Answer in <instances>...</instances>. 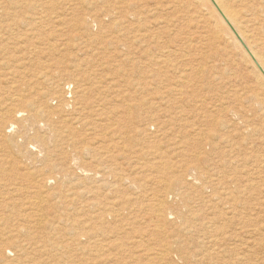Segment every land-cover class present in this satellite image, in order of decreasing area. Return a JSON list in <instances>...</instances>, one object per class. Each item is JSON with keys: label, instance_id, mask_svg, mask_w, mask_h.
<instances>
[{"label": "rangeland", "instance_id": "374dc122", "mask_svg": "<svg viewBox=\"0 0 264 264\" xmlns=\"http://www.w3.org/2000/svg\"><path fill=\"white\" fill-rule=\"evenodd\" d=\"M37 1L38 0H27L29 5L38 4L39 1ZM105 1L114 2L117 6L121 4L118 0ZM148 1L147 6H144L145 8L141 10L144 12L142 21L145 22L140 20L141 22L139 21V23L142 24L141 26H134L132 29L126 31L123 27L125 26L124 24L118 25L113 20V17L105 15V9H107V7L103 0H41V4H43L44 7L40 9L43 15H41L42 18L39 21H34L35 19L33 17L29 18L33 10H27L28 16L26 15L25 17L26 23L25 25H20L18 32H23L24 28L26 29V25L28 28L29 23L30 28H37L38 30L34 32V35H31L33 34L31 32V39L29 37L28 44L27 42L25 43L26 46L28 45L27 47L25 46V56H30L32 59L28 64H21L22 67H25L26 73L24 76L18 77V79L16 78L17 80L14 81L16 83H11V79L4 78L6 77L4 76L5 73L8 72V70L3 69L6 67V64H1L2 67H0V70H3L0 71V75L5 79H2L0 83V113L2 114L5 110L6 118L4 120L8 118V121L10 120L14 123L13 128L6 132L7 134L5 132L3 133L5 135H3L2 138L5 140H1L0 138V187L2 186V188H0V194L3 192L1 197L6 199L0 198V200L1 202L8 201L11 205L7 207L9 210L7 208H4L5 210L3 209L4 214H6L7 217L9 216V218L5 220L6 224H3L5 223L4 221H2V223L0 222V264H200V262H198V260L201 261L200 252L196 246L197 244L194 243H198L201 216H205V214H203L204 208H202L201 203V198L205 195L202 187L203 178L201 175L203 162L202 164H196L201 160L190 161V159L196 154L198 156L200 155L201 159L204 158V156L210 158L214 156L215 147L221 145L220 142H217V132L221 127L218 126L219 129L214 127L216 122H223L225 124L227 121H233V115L229 111L225 114L224 111H226V109L235 107L239 102L242 104L243 109H250L253 104V106H255L258 103L255 104L253 101H250L252 95L251 89L248 88L250 87L249 79L247 80L238 74L235 67L229 66V63L224 61L217 62L211 57H207V61H203L204 58L201 57L200 53L198 54L196 50H191L187 53L189 54V60L185 57L178 58L176 51H173L176 53H170L169 59L163 58L160 60L159 57L162 54H169L167 52L168 50H176V45L180 44L182 39L183 41L186 40L189 32L186 31V24L185 26L183 24L186 20L181 18L182 20L180 19L178 22L172 21L170 25L165 28L167 30L161 29L164 30L163 33L158 34L157 32H159L160 29L158 21L164 20L165 18H172L175 13L170 10L167 11V9L161 6L151 12H147L148 6L152 7L155 5L153 1ZM159 2L160 4H164L166 1L160 0ZM262 16H264V14H262ZM31 20L33 22H30ZM28 21L29 23H27ZM83 21L85 22L83 23ZM257 22L259 23L257 25H262V21L257 20ZM180 24L183 25V27ZM104 27H106V29ZM169 28L171 29L170 31H168ZM200 29L201 28H197L195 34H197ZM146 30L149 33H146ZM119 32H121V34ZM139 32L145 33L146 37L141 38V36H136L137 38L135 41L131 43L130 41L134 38V35ZM115 35L124 38L127 45L123 47L120 44L113 43ZM139 38L143 40L140 41ZM32 40L34 44H36L35 46ZM154 40L158 41L155 42ZM29 42H31L32 45H30L31 43ZM171 42H174V44H170ZM161 45H163V47H161ZM32 51H36V54ZM128 52L137 57L143 53L142 59L144 61L139 60L134 63L126 62L124 56ZM17 55L16 58H12L13 60L10 61L11 63L13 61L14 64H16L17 61H19L18 57L21 53ZM10 64L7 66L9 67L12 65ZM17 66L19 67V64ZM44 67L51 73H56L57 71H59L58 74L60 73V75L64 73V78L63 75L61 76L62 79L59 78L61 80V82L59 80L60 85L53 95L51 94L53 91V89L50 88L51 83H48L50 82L49 80L44 81L41 78L31 76L34 73H40L41 70L43 71ZM73 70L77 72V74L82 73L81 75H90V77H87L88 80H85L86 82H84L85 85L83 86V88L90 86V88H86L88 91L84 88L86 90H84L85 98L88 97V101H91V105H96L95 103L100 102L99 104H101V106L103 105L105 109H103L104 113L101 112L102 110L100 111L101 114L98 116L99 118L101 117L100 119L95 117L97 120L92 125H89L87 123L88 121L83 122L84 120L80 121L78 118L76 119L75 117H77L78 113L72 110L74 107V96L77 97L80 94L75 91V80L73 81V79L76 77L68 78L70 77L69 73ZM94 73L97 74L93 76L92 74ZM97 75L99 77L101 75L103 78L100 77V79ZM113 80H117L118 82H113ZM6 81L8 83H6ZM27 81H30L29 84ZM107 81L112 82L109 84ZM20 82L23 83L20 84ZM44 82L48 84H44ZM103 82L105 83L106 89H104ZM90 83L91 85H89ZM101 84L103 88H101ZM9 86L15 88L12 89ZM44 89L48 90L46 91L47 93L43 91ZM169 90L170 92L167 94L168 97L166 98L165 94ZM177 90L185 91L187 100L184 99L179 103L178 108H172L166 111L163 108L164 105L162 102L168 101L169 98V100L172 99L173 102L178 104L179 101L174 96L175 93L178 92ZM36 91H42L43 93L37 95ZM163 92L165 93L163 94ZM55 93H58L56 97H54ZM7 94H9L8 96L11 95V97L18 94V97L16 96L13 100H5L4 102L8 103L5 104L2 101L3 96L5 95L6 97ZM21 95H23V97ZM58 96L60 97L58 98ZM62 96H64L63 99L65 98L66 101L62 99ZM161 98H163L162 101H160ZM198 98L206 99L203 103H199L200 101ZM58 99L60 100L58 101ZM24 100L25 103L22 102ZM61 100L64 101V103ZM41 106L42 108L44 107V111L41 109L43 113H46L38 114V124H36L37 122L34 123L30 115L34 113V110L36 111L41 108ZM59 106H61L62 109ZM9 107H13L14 110L21 109L22 107V110H24L23 113L22 111L20 112L19 116L13 117L14 115L12 116L11 111L13 112L14 110H11V108L9 109ZM179 108H182V110H179ZM6 109L8 110L6 111ZM46 110L53 114L48 113ZM69 110L70 112L72 111V114H70ZM137 110L138 113L140 112L139 114ZM26 112H29V114H27L28 116ZM68 112L70 115H68ZM247 113H250V111H247ZM169 114L172 115V117L174 116L173 120L170 119ZM44 115L46 116L44 117ZM72 116H74L73 119L78 121H73ZM78 116L81 115L78 114ZM69 117L71 121L68 119ZM118 120L119 122H117ZM168 120L170 123H168ZM60 121H63L64 125L59 124L63 123ZM30 122H32V124ZM70 122L73 124H70ZM65 123L67 125H65ZM47 125L50 128H48ZM71 125H73L74 128L71 127ZM53 126H55L54 129L56 130L52 129ZM70 128L71 131L74 129L75 131L70 132ZM144 128H147V131L142 133ZM33 129L34 131L36 129V133L32 131ZM32 133L35 136H33ZM67 134L70 136L72 135L71 140L69 136L67 137ZM83 134L85 137H83ZM58 135L62 137L60 136L59 138ZM76 135L77 137H75ZM37 136L38 138L41 137L40 139L42 141H40ZM78 136H80V138ZM82 137L84 139H82ZM6 138L9 139V142ZM76 138H78V143ZM72 139H75L73 141L76 143L73 142ZM37 141H40V143ZM180 141L184 142L180 143ZM193 142L194 144L192 145ZM59 143L60 145H58ZM99 144L101 147L107 148L108 145L111 147V152L108 153L110 155L109 162H107L108 164L111 163L114 168H117L116 164L118 161L123 163L122 167L117 168L115 173L122 172L125 175L130 174L132 178L137 177L139 179L134 186L125 183L124 187L126 188L123 189L122 185L117 191L97 188L100 186L105 187L104 185H100L99 181L101 176L94 177L92 178L94 181H90L91 178L89 179L88 176L83 175L81 168L88 170V172L95 170V167L92 166L93 164L91 165V161H97L96 159L99 158V154H102V149L98 146ZM73 146L77 148H75L74 151ZM47 147L48 149H46ZM222 147L228 149V146H224V144H222ZM49 149L51 151H49ZM71 149L72 152L70 151ZM97 149L99 151H97ZM147 149L148 151L157 152V154L153 153V156L145 155L146 152L144 151H147ZM116 153L118 154V161L112 160L113 155H116ZM67 155H70L69 158ZM49 160L51 162H49ZM56 164L58 166H56ZM80 165L81 168H79ZM89 168L91 170H89ZM196 172L200 175H195ZM1 175L3 178L6 177L3 179ZM47 176L50 180H46ZM7 177L11 180L9 179L7 181ZM176 177H179L181 182L175 183V185L172 186L170 183L174 182ZM157 180L160 181L157 182ZM165 180L170 186L166 185ZM2 181L4 182L2 183ZM43 181L46 184H43ZM79 181H82L81 184H79ZM96 183L99 184L96 185ZM3 185H5V187ZM94 186H96L95 188L98 191L95 194L92 193L94 190L90 189L94 188ZM3 187L5 189H3ZM187 187H189V189ZM179 189L181 192H178ZM8 191H10L12 195L8 193ZM158 191H161L164 195L167 200V209L170 208L169 211L171 213L169 214L173 215L170 216L167 214L166 217H168V221H162L163 224L162 222L157 223L153 208L150 207V204L154 202L153 195H157L156 193ZM166 191L169 194H165ZM42 192L43 194H41ZM142 192L145 193L142 194ZM181 193L182 195H180ZM6 195H8V197ZM103 195H105V198ZM129 196L131 197L130 206L133 210H131L130 207L129 209L120 210L121 214L124 213V216L122 215V217L119 218L120 223L114 219L107 218L101 221L98 218L100 206L103 204L104 200H106L104 202L110 201V203L113 201L118 206V202L121 205L127 204L128 201H126V199L129 198ZM256 196L257 195H255L256 200L254 201L252 199L253 202L251 201L252 206L249 212L251 211L250 215L254 216L252 218H255V223L259 224L261 222L259 225H262V227L259 230L256 226L254 231L249 228V234H244L242 239L243 241L244 239H246L245 241H247V239L250 241L249 247L244 248L246 249L245 252L248 253L245 254V257L250 260L256 259L255 261L252 260V262L249 260V262L251 264H264V247H259V250H250V247L253 246L252 243L259 244L260 241L264 242V238H262L264 236V223H262L264 221V211H262L263 213L261 212V210H264V203H261L260 198ZM43 198L44 200L41 203ZM134 200L135 202L137 201V203H135ZM179 200L181 202H179ZM13 202L15 205L12 204ZM138 203L141 206H138ZM92 204L94 206L96 205L95 207L97 209L94 206L92 207ZM51 205H53V207ZM132 205L136 208L132 207ZM255 205L261 207L258 208ZM42 206L43 209H41V211L38 210L42 208ZM136 211L139 213H136ZM57 212L64 213L61 214V220H57L55 216ZM192 212L194 213L192 214ZM21 216H23V218ZM27 218L29 221H26ZM51 218H54V220ZM31 220L33 221L31 222ZM17 226L22 232H15ZM22 227L25 229L23 230ZM71 229L73 230L71 231ZM101 230L103 232L99 234ZM68 233H73L79 237H71ZM150 234L151 236H149ZM11 236L14 237L13 239L16 241L18 247L13 248L10 246L12 241L8 239ZM242 239L239 240L241 242L238 241L240 244L243 243ZM121 243L123 244L121 245ZM189 246H191V248ZM7 247H10L9 249L11 252H6L2 255V251ZM163 249L166 250L164 251ZM244 249L240 251H244ZM248 249L250 252L247 251ZM252 251L254 253H252ZM260 252L262 254H260ZM159 253H161V255H159ZM185 259L188 260V262Z\"/></svg>", "mask_w": 264, "mask_h": 264}, {"label": "bare ground", "instance_id": "6f19581e", "mask_svg": "<svg viewBox=\"0 0 264 264\" xmlns=\"http://www.w3.org/2000/svg\"><path fill=\"white\" fill-rule=\"evenodd\" d=\"M39 1V2H38ZM38 4H33V5H29L27 0H0V67H2L1 64H6L3 69L8 70L7 73H5L4 77L5 79H11V83H16L14 81H16L18 79V77H22L24 76V74L26 73L25 71V67H22L21 64H28L31 62V57L28 56L26 57L25 54V49L26 47V42L28 44V38L30 37L31 39V35H34V32L37 31L38 29H32L29 27L30 23L29 21L27 23H29L28 28L26 25V29L24 28L23 32H18L20 25H25L26 23V15L28 14L27 10H33L30 14L31 17L29 18H34V21H39L42 17L41 15H43V12L40 10L42 9L44 6L43 4H41V0H38ZM84 1V0H83ZM104 1L105 6L107 7L105 15L107 16H111L113 17V20L115 21V23H117L118 25H125L123 26L125 31L126 30H130L132 29L134 26L138 25H142L139 23V21H142V15H143V11H141L143 8H145L144 6H147V3L149 2L148 0H118L119 6L115 5L114 2L111 3L110 1ZM154 2V6H148L147 8V12H151L153 10H155L157 7H164L165 9L172 11L173 13H175L172 18H165L164 20H159L158 24H160V29L159 32H157L158 34L163 33L164 30L161 29H165L167 28L170 23L172 21H177L180 20L181 18L186 20L184 24H186L187 26V30L189 32L188 36L186 37V40L183 41L177 46L176 50H168L167 52L169 54L167 55H161L159 57V59H169L170 53H176L177 52V56L178 58H186L189 60V51L191 50H196L197 53L201 55V57H203V61H207V57H211L213 58L215 61H224L226 63H229V66H234L237 73L240 74L241 76H243L244 78H246L249 81V89H251V95L252 97L250 98V101H253L255 104L258 103L257 105L253 106L250 109H243L242 104L239 102L238 105H236L235 107H230L228 109H226L225 114L227 111H229L232 115H233V121H227L225 124L219 123L218 121L216 122L215 126L216 128H218V126H220L221 128L218 130V136H217V142H220L221 145L215 147V151H214V156L213 157H206L204 156V158L201 159L200 155L198 156L197 154L193 156V158L190 159V161L192 160H201L199 163L197 162L196 164H202L203 162V166L201 167V175H202V187L203 190L205 192V195L202 199V208H204V212L203 214H205V216H201V222L199 224V230H200V237L199 240H197L198 243H194L197 244V248L200 252V260H198V262H200V264H251L250 262L255 261L254 259L250 260L249 258L245 257V254H248L245 252L246 249H244L245 247H249V243L250 241L247 239V241H245L246 239H244L243 241V235L244 234H249V228L252 229V231H254L256 229V226L258 227V229L260 230L262 225H259L258 223H255V218L253 219L250 215L249 209L252 206V199L255 201V195L258 196V198H260L261 203H264V16H262V14H264V0H165L166 2L164 4H160V0H150ZM83 4V3H81ZM102 4V2H101ZM50 5V4H49ZM159 5V6H158ZM96 6V4H95ZM163 8V9H164ZM157 11V10H156ZM100 12V11H99ZM97 14V13H95ZM28 16V15H27ZM169 16V15H168ZM167 16V17H168ZM83 17V16H82ZM171 17V16H170ZM80 18V17H79ZM85 18V17H84ZM82 19V18H81ZM181 19V20H182ZM93 20V19H92ZM99 20V19H98ZM155 20V18H154ZM257 20L262 21V25H257L259 24L257 22ZM82 21V20H80ZM140 21V22H141ZM151 21V20H150ZM30 22H33L32 20ZM85 21H83L84 23ZM138 22V23H137ZM145 22V21H142ZM152 22V21H151ZM35 23V22H34ZM79 23V22H78ZM87 23V22H86ZM112 23V21H111ZM127 23V24H126ZM156 23V22H155ZM175 24V23H174ZM173 24V25H174ZM80 25V24H79ZM83 25V24H82ZM156 25V24H155ZM172 25V24H171ZM178 25V24H177ZM181 25V24H180ZM34 26V25H33ZM154 26V25H153ZM158 26V25H157ZM175 26V25H174ZM183 27V25H181ZM87 27V26H86ZM136 27V28H137ZM152 27V26H151ZM106 29V27H104ZM117 28V27H116ZM127 28V29H126ZM143 28V27H142ZM158 28V27H157ZM186 28V27H185ZM197 28H201L199 32H197V34H195V30ZM120 29V28H119ZM145 30V29H144ZM157 30V29H156ZM167 30V29H165ZM171 29L169 28L168 31H170ZM174 30V29H173ZM184 30V29H183ZM104 31V30H103ZM118 31V30H117ZM136 31V30H135ZM141 31V30H140ZM147 31V30H146ZM179 31L181 32V30L179 29ZM31 32L33 34H31ZM108 32V31H107ZM155 32V31H153ZM178 32V30H177ZM38 33V32H36ZM121 34V32H119ZM136 33V32H135ZM146 33H149L148 31ZM31 34V35H30ZM39 34V33H38ZM119 34V35H120ZM170 34V33H169ZM119 35H115L113 39L114 42L116 44H120L123 47L126 46V42L124 41V38H120L118 37ZM133 35V34H132ZM176 35V33H175ZM136 36H141V38H145V33H138L134 35V38L132 36V40L130 41L131 43H133L135 41V39L137 38ZM156 36V35H154ZM35 38H38L36 36H34ZM149 37V36H148ZM158 37V36H156ZM150 38V37H149ZM175 38V37H174ZM179 38V37H178ZM153 39V38H152ZM33 40L35 41V39L33 38ZM32 40V43L34 44ZM99 40V39H98ZM127 40V39H126ZM140 40V38H139ZM143 40V39H141ZM140 40V41H141ZM149 40V39H148ZM177 40V39H176ZM128 41V40H127ZM147 41V40H146ZM145 41V42H146ZM150 41V40H149ZM155 41V40H154ZM158 41V40H157ZM155 41V42H157ZM112 42V41H111ZM143 42V43H145ZM160 42V41H159ZM175 42V40H174ZM174 42H171L170 44H174ZM179 42V41H178ZM31 43V42H29ZM32 43L30 45H32ZM85 43V42H84ZM104 43V42H103ZM109 43V42H108ZM115 44V45H116ZM36 44H34L35 46ZM26 46V47H25ZM85 46V45H84ZM112 46V45H111ZM114 46V45H113ZM157 46V45H156ZM129 47V45H128ZM127 47V49H128ZM161 47H163V45H161ZM112 48V47H111ZM114 48V47H113ZM147 48V47H146ZM117 49V48H116ZM120 49V48H119ZM131 49V48H130ZM133 49V48H132ZM160 49V48H158ZM163 49V48H162ZM169 49V48H168ZM125 50V49H124ZM129 50V49H128ZM27 51V50H26ZM126 51V50H125ZM124 51V52H125ZM147 51V50H146ZM144 51V52H146ZM176 51V52H173ZM185 51V52H183ZM33 52V51H32ZM40 52V51H39ZM114 52V51H113ZM117 52V51H116ZM132 52V51H131ZM142 52V51H141ZM166 52V51H165ZM21 53V55H19V61H17V63L19 64V67L17 66L18 64H14V62L12 61V63L10 62L11 60H13L12 58H16V56H18L17 54ZM36 54V51L33 52ZM38 53V51H37ZM41 53V52H40ZM121 53V52H120ZM164 53V50H163ZM141 54V53H140ZM146 54V53H145ZM142 55L140 56H135L134 54H130L129 52L125 54L124 59H126V62H130V63H134L135 61H139V60H143L142 59ZM112 56V55H111ZM146 56V55H145ZM144 57V56H143ZM123 59V58H122ZM150 60V59H148ZM175 60V59H174ZM16 61V60H15ZM144 61V60H143ZM152 61V60H151ZM156 61V60H155ZM2 62V63H1ZM142 62V61H141ZM140 62V63H141ZM146 62V61H145ZM12 65H11V64ZM11 65V66H7V65ZM151 65V64H150ZM175 65V64H174ZM76 67V65H75ZM76 70V69H75ZM80 70V67H79ZM78 70V71H79ZM83 70V68H82ZM0 71H3L2 69ZM40 71V70H39ZM52 71V70H51ZM37 72V71H36ZM59 71H57L56 73H51L50 71H47L46 67H44V70L40 71V73H34L31 76L36 77V78H41L42 80H49L51 83L50 88L53 89L52 91V95L55 91H57L60 82L62 79L61 76L63 75L64 78V73L62 75H60V73L58 74ZM69 72V71H68ZM81 72V71H80ZM3 74V73H2ZM82 74V73H81ZM77 74V72H75L74 70L71 71L69 73L68 78L71 77H76L75 79H73V81L75 80L74 84H75V91L76 93H80L77 97L74 96L75 98L73 99V105H69L72 108L73 111L77 112L79 115L77 114V117H75L76 119L78 118L80 121L84 120L83 122H87L89 125H92L97 119L95 117H97L98 119H100L98 116L101 114V112L104 113L103 111V105L101 106V104L99 103H95L96 105H91V101H88V97L85 98V91L87 90L86 88H90V86H87L85 89L83 88V86L85 85L84 82H86L88 79L87 77H90V75L88 74ZM91 74V73H90ZM97 74L94 73L92 74L93 76ZM87 75V76H86ZM106 76V75H105ZM122 76V75H121ZM97 77H99L97 75ZM100 77H102L100 75ZM99 77V78H100ZM2 78V75H0V83L1 80L4 79ZM17 78V79H16ZM30 78V77H29ZM60 78V79H59ZM94 78V77H91ZM98 78V79H99ZM103 78V77H102ZM117 78V77H116ZM4 79V80H5ZM31 79V78H30ZM29 79V80H30ZM55 79V80H52ZM71 79V80H72ZM101 79V78H100ZM108 79V78H106ZM105 79V82H106ZM114 79V78H113ZM120 79V78H119ZM28 80V79H27ZM60 80V82H59ZM70 80V79H69ZM86 80V81H85ZM92 80V79H89ZM112 80V79H111ZM118 80V79H117ZM113 80V82H118V81ZM30 82V81H29ZM29 82L27 81V83L29 84ZM43 82V81H42ZM41 82V84H42ZM98 82V81H96ZM108 82V81H107ZM109 81L108 83L110 84ZM5 83V82H4ZM6 83H8L6 81ZM23 83V82H22ZM20 82V84H22ZM26 83V82H25ZM40 83V82H39ZM45 83L44 84H48ZM89 83V82H88ZM95 83V82H93ZM104 83V82H103ZM107 83V84H108ZM19 84V83H18ZM19 84V85H20ZM27 84V85H28ZM98 84V83H97ZM116 84V83H115ZM119 84V83H118ZM12 86L14 84H11ZM16 85V86H19ZM38 85V84H36ZM91 85V83L89 84ZM96 85V84H95ZM100 85V83H99ZM102 85V84H101ZM117 85V84H116ZM12 86H9L12 88ZM15 86V85H14ZM41 86V85H40ZM39 86V87H40ZM93 86V85H92ZM3 87V86H2ZM22 87V86H20ZM19 87V89H20ZM25 87V86H24ZM33 87V86H32ZM31 87V88H32ZM37 87V88H39ZM61 87V86H60ZM1 88V87H0ZM8 88V85H7ZM15 87H13L12 89H14ZM45 88V87H44ZM48 88V87H47ZM103 88V85L102 87ZM40 89V88H39ZM46 89V88H45ZM43 90V91H48V90ZM104 89L105 88V83H104ZM115 89V88H114ZM11 90V89H10ZM61 90V89H59ZM85 90V91H84ZM116 90V89H115ZM172 90V89H170ZM170 90L165 94L166 98L168 97V93L170 92ZM176 90V89H175ZM183 90V89H182ZM18 91V90H17ZM38 91V90H37ZM36 91V92H37ZM88 91V90H87ZM109 91V89H108ZM107 91V92H108ZM178 92L175 93V98L178 99V104H176L175 102H173L172 99L168 101H163L162 104L164 105V109L167 110H171L172 108H178L179 107V103H181L184 99L187 100L186 97V93L185 91H181V90H177ZM9 92V91H8ZM35 92V93H36ZM60 92V91H59ZM106 92V91H105ZM113 92V91H112ZM41 93H43L42 91L37 92V95H41ZM47 93V92H46ZM75 93V92H74ZM109 93V92H108ZM165 92H163L164 94ZM5 94V93H4ZM50 94V93H49ZM50 94V96H51ZM58 93L54 94V97H56ZM3 95V94H2ZM9 94H7V96L5 97V95L3 96V101L5 100H13V98H15L16 96L18 97V94L15 96H8ZM44 95V94H43ZM63 95V94H62ZM208 95V94H207ZM23 97V95H21ZM61 96V95H60ZM58 96V98L60 97ZM202 96V95H201ZM64 96H62L63 99ZM73 97V96H72ZM197 97V94H196ZM41 98V97H40ZM199 99V98H198ZM206 99V98H205ZM205 99H199V103H203L205 101ZM22 100V99H21ZM20 100V102H21ZM60 99H58L59 101ZM65 100V98L63 99ZM68 100V99H67ZM163 98H161L160 101H162ZM39 101V100H38ZM62 101V100H61ZM60 101V102H61ZM66 101V100H65ZM72 101V100H71ZM103 101V100H102ZM109 101V100H108ZM23 103H25V100L22 101ZM64 103V101H62ZM96 102V101H95ZM5 103V102H4ZM10 103V102H9ZM22 103V105H23ZM29 103V102H28ZM27 103V104H28ZM68 103V102H67ZM94 103V102H93ZM208 103V102H207ZM211 103V102H210ZM5 104H8L7 102ZM32 104V103H31ZM60 104V103H58ZM104 104V102H103ZM205 104V103H204ZM30 105V104H29ZM36 105V104H34ZM42 105V104H41ZM12 106V105H11ZM47 106V105H46ZM65 106V105H64ZM101 106V107H100ZM27 107V105H26ZM34 107V106H33ZM61 108V106H59ZM11 108V110L13 109V107H9V109ZM24 108V105H23ZM44 108V107H43ZM43 108L41 106V108H39L38 110H34V113L30 115V118L32 121L37 122V117L38 114H44L46 112L43 113ZM43 111H42V110ZM46 109V107H45ZM53 109V108H51ZM58 109V108H57ZM62 109V108H61ZM60 109V110H61ZM184 109V108H183ZM8 109H6L7 111ZM14 110V109H13ZM24 110V109H23ZM22 107L21 109H15L13 112L11 111V114L13 117L19 116L20 112L22 111ZM50 110V109H49ZM56 110V108H55ZM105 110V109H104ZM114 110V109H113ZM179 110H182V108ZM26 111V109H25ZM24 111V112H25ZM47 111V110H46ZM52 111V110H51ZM62 111V110H61ZM65 111V110H64ZM177 111V110H176ZM247 111H250V113H247ZM9 112V111H8ZM48 113H51L50 111H47ZM63 112V111H62ZM70 112V110H69ZM68 115L72 114V111L70 112ZM112 112V111H111ZM59 113V112H58ZM81 113V114H80ZM102 113V114H103ZM138 113V110H137ZM140 113V112H139ZM138 113V114H139ZM174 113V112H173ZM176 113V112H175ZM181 113V112H180ZM183 113V112H182ZM5 110L4 112L1 114L0 113V138L1 140L3 139L2 136L5 135L3 134L4 132H8V130L13 128V121H8V118L6 120H4L5 117ZM29 114V112H26V115ZM53 114V113H51ZM55 114V113H54ZM57 114V113H56ZM111 114V113H110ZM118 114V113H117ZM116 114V115H117ZM50 115V114H49ZM67 115V116H68ZM75 115V114H74ZM119 115V114H118ZM170 115V114H169ZM179 115V114H178ZM177 115V116H178ZM10 116V115H9ZM11 116V117H12ZM28 116V115H27ZM46 115H44L45 117ZM55 116V115H53ZM52 116V117H53ZM61 116V115H60ZM59 116V117H60ZM64 116V115H62ZM109 116V115H108ZM122 116V115H121ZM8 117V116H7ZM25 117V116H24ZM74 116H72V120L74 121H78L76 119H73ZM111 117V116H110ZM109 117V118H110ZM176 117V116H175ZM10 119V117H9ZM15 119V118H13ZM26 119V117H25ZM24 119V120H25ZM45 119V118H44ZM43 119V120H44ZM51 119V118H49ZM64 119V118H61ZM70 120V117L68 118ZM67 119V120H68ZM113 119V118H112ZM120 119V118H118ZM170 119L173 120L174 116L172 117V115H170ZM227 119V118H226ZM232 119V118H231ZM12 120V119H11ZM20 120V119H19ZM30 120V121H31ZM115 120V118H114ZM71 121V120H70ZM169 121V120H168ZM22 122V119H21ZM29 122V120H28ZM48 122V121H47ZM46 122V123H47ZM63 122V121H60ZM119 122V120L117 121ZM16 123V122H15ZM32 124V122H30ZM52 123V122H51ZM55 123V122H54ZM72 122H70L71 124ZM170 123V121L168 122ZM38 124V122L36 123ZM59 124H63V123H59ZM58 124V125H59ZM73 124V123H72ZM54 125V124H53ZM60 125V126H61ZM65 125H67L65 123ZM32 126V125H30ZM48 126V125H47ZM46 126V127H47ZM56 126V125H55ZM52 127V129H54V127ZM58 126V127H60ZM84 126V124H83ZM88 126V125H87ZM95 126V125H94ZM119 126V125H118ZM57 127V126H56ZM71 127L74 128L73 125H71ZM231 127V128H230ZM36 128V127H35ZM48 128H50L48 126ZM47 128V129H48ZM215 128V129H216ZM230 128V129H229ZM51 129V130H52ZM60 129V128H59ZM65 129V128H64ZM63 129V130H64ZM67 129V127H66ZM170 129V128H169ZM50 130V131H51ZM56 130V129H54ZM52 130V131H54ZM171 130V129H170ZM34 133H36V129L34 131V129L32 130ZM67 131V130H66ZM70 132L75 131V129L73 131H71V128L69 129ZM147 128H144L143 132H146ZM24 132V131H23ZM57 132V131H56ZM165 132V131H164ZM198 132V131H197ZM214 132V131H213ZM61 133V132H60ZM59 133V134H60ZM64 133V131H63ZM81 133V132H80ZM79 133V134H80ZM185 133V132H184ZM201 133V132H200ZM211 133V132H210ZM7 134V133H6ZM10 134V133H9ZM50 134V133H49ZM69 134V133H68ZM70 140L72 135H68ZM74 134V133H72ZM77 134V133H76ZM147 134V133H145ZM164 134V133H163ZM205 134V132H204ZM25 135V134H24ZM33 135V133H32ZM62 135V134H61ZM60 135V136H61ZM105 135V134H104ZM190 135V134H189ZM193 135V134H192ZM211 135V134H210ZM8 136V135H7ZM35 136V135H33ZM59 136V135H58ZM59 136V138H60ZM81 136V135H80ZM80 136H78L80 138ZM196 136V135H194ZM204 136V135H203ZM202 136V137H203ZM56 137V135H55ZM62 137V136H61ZM77 137V135L75 136ZM83 137H85V135L83 134ZM82 137V139H84ZM205 137V136H204ZM5 138V137H4ZM38 138V136H37ZM41 138V137H40ZM38 138V139H40ZM65 138V136H64ZM74 138V137H73ZM147 138V137H146ZM184 138V137H183ZM195 138V137H194ZM7 141L9 142V139L6 138ZM36 139V138H35ZM37 139V140H38ZM43 139V138H42ZM68 139V138H67ZM66 139V140H67ZM196 139V138H195ZM202 139V138H200ZM204 139V138H203ZM5 140V139H3ZM69 140V141H70ZM75 139H72V141ZM78 140V138H76V141ZM80 140V139H79ZM177 140V139H176ZM175 140V141H176ZM11 141V140H10ZM40 141H42L40 139ZM40 141H37L40 143ZM60 141V140H58ZM63 141V140H62ZM65 141V140H64ZM185 141V140H184ZM184 141H180L184 142ZM187 141V140H186ZM4 142V141H3ZM68 142V141H67ZM75 142V141H73ZM79 141H77L78 143ZM101 142V141H100ZM189 142V141H188ZM192 142V141H191ZM197 142V141H194ZM194 142L192 143V145L194 144ZM216 142V143H217ZM69 143V142H68ZM72 143V142H71ZM76 143V142H75ZM5 144V143H4ZM43 144V143H42ZM41 144V145H42ZM45 144V143H44ZM191 144V143H190ZM222 144H224V146H228V149H224L222 147ZM60 145V143L58 144ZM65 145V144H62ZM71 145V144H70ZM178 145V143H177ZM176 145V146H177ZM181 145V144H180ZM191 145V146H192ZM200 145V144H199ZM101 149H102V154H99V158H97V161H91V165L93 167H95V170L92 171L90 168L89 170H91V172L89 173L88 170L86 169H82L81 165L79 168H81V171L83 172L84 176H88L89 179L91 178L90 181H94L92 180V178L94 177H99L100 178V185H104L105 187H97V188H103V189H112L117 191L119 189V187H121L123 185V189H125L126 187H124L125 183H128L129 185H135L136 182L139 181V179L137 177L132 178L130 174L125 175L122 172H118L115 173L117 168H121L123 163L119 162L118 160V154L116 153V155H113V159L114 161H118L117 168H114L112 166V164H108L107 162H109V157L110 155L108 154L109 152H111L110 150V146L108 145V147H101L100 144L98 145ZM179 146V145H178ZM182 146V145H181ZM198 146V145H197ZM7 147V146H6ZM55 147V146H54ZM57 147V146H56ZM68 147V146H67ZM74 147V146H73ZM174 147V146H173ZM172 147V148H173ZM185 147V146H183ZM182 147V148H183ZM195 147V146H194ZM44 148V147H43ZM71 148V146H70ZM69 148V149H70ZM76 148V146L73 148ZM95 148V147H94ZM97 148V146H96ZM187 148V147H186ZM48 149V147L46 148ZM51 149V148H50ZM49 149V151H51ZM58 149V148H57ZM77 149V148H76ZM196 149V148H195ZM54 150V149H52ZM150 150V149H149ZM170 150V149H169ZM178 150V149H177ZM182 150V149H181ZM48 151V150H47ZM55 151V150H54ZM72 152V149L70 150ZM97 151H99L97 149ZM141 151V149H140ZM143 151V150H142ZM184 151V149H183ZM188 151V150H187ZM193 151V150H192ZM198 151V150H197ZM200 151V150H199ZM45 152V149H44ZM66 152V151H64ZM78 152V150H77ZM76 152V153H77ZM144 152L145 155H152L153 153L157 154V152L154 151H147L145 150ZM176 152V151H175ZM179 152V151H178ZM177 152V153H178ZM182 152V151H181ZM185 152V151H184ZM196 152V151H195ZM48 153V152H47ZM46 153V154H47ZM68 153V152H66ZM144 154V153H143ZM182 154V153H181ZM194 154V153H192ZM212 154V153H211ZM184 155V154H183ZM190 155V154H189ZM41 156V155H40ZM46 156V155H45ZM50 156V155H49ZM68 156V155H67ZM70 156V155H69ZM68 156V158H69ZM191 156V155H190ZM202 156V155H201ZM48 157V156H47ZM46 158V157H45ZM121 158V157H120ZM187 158V157H185ZM44 159V158H43ZM47 159V158H46ZM44 159V160H46ZM49 159V158H48ZM42 160V161H44ZM67 160V158H66ZM47 161V160H46ZM44 161V162H46ZM64 161V159H63ZM166 161V160H165ZM163 161V162H165ZM49 162H51L49 160ZM48 162V163H49ZM65 163V162H64ZM51 164V163H50ZM168 164V163H167ZM192 164V162H191ZM37 165V164H36ZM47 165V164H45ZM52 165V164H51ZM55 165V164H53ZM78 165V164H77ZM166 165V164H165ZM190 165V163H189ZM28 166V165H27ZM56 166H58L56 164ZM60 166V165H59ZM193 166V164H192ZM63 167V166H62ZM61 167V168H62ZM194 167V166H193ZM196 167V165H195ZM60 168V167H59ZM74 168V167H73ZM191 168V167H190ZM49 169V168H48ZM51 169V168H50ZM101 169V170H99ZM192 170V169H191ZM1 171V170H0ZM3 171V170H2ZM195 171V170H194ZM199 172V170H198ZM3 175V174H2ZM1 175V178H3ZM195 175H198V173L196 172ZM200 175V174H199ZM198 175V176H199ZM5 176V175H4ZM6 177V176H5ZM4 177V178H5ZM195 177V176H194ZM3 178V179H4ZM8 178V177H7ZM6 178V179H7ZM45 178V177H44ZM85 178V177H84ZM111 178V179H110ZM199 178V177H198ZM201 178V177H200ZM10 178L7 179V181ZM41 179V178H40ZM80 179V178H79ZM86 179V178H85ZM88 179V178H87ZM1 180V179H0ZM11 180V179H10ZM46 180H50L47 176ZM44 180V181H46ZM81 180V179H80ZM155 180V179H154ZM161 180V179H160ZM160 180H157V182H159ZM197 180V179H196ZM5 181V180H4ZM2 181V183L4 182ZM39 181V180H38ZM43 181V184L45 183ZM87 181V180H86ZM89 181V180H88ZM148 181V180H147ZM166 181V180H165ZM164 181V184H165ZM6 182V181H5ZM10 182V181H9ZM7 182V183H9ZM40 182V181H39ZM38 182V183H39ZM80 182V181H79ZM82 182V181H81ZM81 182L79 184H81ZM84 182V181H83ZM163 182V180H162ZM181 182V180L179 179V177H176V179L174 180V182H171L170 184L175 185V183ZM12 183V182H11ZM36 183V182H35ZM34 183V184H35ZM41 183V182H40ZM78 183V182H77ZM13 184V183H12ZM11 184V185H12ZM33 184V185H34ZM46 184V183H45ZM95 184V182H94ZM99 183H96V185ZM142 184V183H140ZM161 184V183H160ZM167 184L166 181V185ZM187 184V183H186ZM194 184V183H193ZM8 185V184H7ZM14 185V184H13ZM37 185V184H36ZM91 185V184H90ZM127 185V184H126ZM143 186H145L144 184H142ZM139 185V186H142ZM147 185V184H146ZM177 185V184H176ZM184 185V184H183ZM182 185V186H183ZM5 187V185H3ZM9 186V185H8ZM7 186V187H8ZM3 187V189H5ZM33 187V186H32ZM31 187V188H32ZM35 187V186H34ZM93 187V186H90ZM96 186H94V188H90L93 194H95L96 192H98L95 188ZM138 187V186H137ZM2 188V186L0 187ZM9 188V187H8ZM7 188V189H8ZM37 188V187H35ZM176 188V187H175ZM183 188V187H182ZM189 189V187H187ZM2 189V190H3ZM122 189V190H123ZM133 189V188H131ZM137 189V188H136ZM140 189V187H139ZM145 189V188H144ZM142 189V190H144ZM196 189V188H195ZM1 190V192H2ZM18 190V189H17ZM134 190V189H133ZM141 190V191H142ZM7 191V190H6ZM126 191V190H123ZM140 191V192H141ZM183 191V190H182ZM191 191V190H189ZM193 191V188H192ZM197 191V190H196ZM17 192V191H14ZM40 192V190H39ZM137 192V190H136ZM147 192V191H146ZM153 192V191H152ZM178 192H181L180 189ZM177 192V193H178ZM3 193V192H2ZM1 193V194H2ZM8 193H10V191H8ZM145 192H142V194ZM185 193V192H184ZM0 194V198H2ZM11 194V193H10ZM34 194V193H33ZM36 194V193H35ZM43 194V192L41 193ZM45 194V193H44ZM54 194V193H53ZM99 194V193H98ZM135 194V193H133ZM157 195H153L154 196V202H152L150 204V207L153 208V213L156 216V221L157 223L159 222H166L168 221V217L167 214L171 213L169 211L170 208L167 209L168 205H167V200L165 199L164 195L161 193V191H158L156 193ZM165 194H169L167 191L165 192ZM190 194V192H189ZM5 195V194H4ZM3 195V196H4ZM12 195V194H11ZM14 195V194H13ZM39 195V193H38ZM182 195V193L180 194ZM194 195V194H193ZM192 195V196H193ZM8 197V195H6ZM54 196V195H53ZM100 196V195H99ZM105 195H103L104 197ZM137 196V194H136ZM145 196V195H143ZM256 196V197H257ZM52 197V195H51ZM134 197V195H133ZM132 197V198H133ZM146 197V196H145ZM183 197V196H181ZM187 197V196H186ZM197 197V196H196ZM12 198V197H11ZM9 198V199H11ZM38 198V197H37ZM105 198V197H104ZM130 196L129 198L126 199V201H128V203L121 205L118 202V206L115 202H104L106 200L103 201V204L100 206V211L98 214V218L103 221L105 219H114L119 221V218L122 217L121 211L120 210H124V209H131L130 206ZM135 198V197H134ZM4 199V198H2ZM7 199V200H9ZM46 199V198H45ZM136 199V198H135ZM139 199V198H138ZM188 199V198H187ZM6 200V199H4ZM37 200V199H36ZM40 200V199H39ZM44 200V198L41 200ZM152 200V199H150ZM182 200V199H180ZM179 200V202H181ZM185 200V199H183ZM258 200V199H257ZM10 201V200H9ZM12 201V200H11ZM252 201V202H251ZM34 202V201H33ZM37 202V201H36ZM40 202V201H39ZM135 202V200H134ZM186 202V201H185ZM259 202V201H258ZM257 202V203H258ZM132 203V202H131ZM137 203V201L135 202ZM142 203V202H141ZM191 203V201H190ZM5 204V205H4ZM13 205L14 202L12 203ZM87 204V203H86ZM112 204V205H110ZM186 204V203H184ZM255 204V203H254ZM259 204V203H258ZM8 205H10V203L8 201H2L0 200V222L2 223V221H4L6 224V221L9 216L7 217L6 214H4V208H7ZM43 205V204H42ZM50 205V204H49ZM55 205V204H54ZM134 205V204H133ZM132 205V207H134ZM261 205V204H260ZM11 206V205H10ZM37 206V205H36ZM45 206V205H44ZM48 206V205H47ZM53 207V205H51ZM87 206V205H85ZM94 205L92 204V207ZM96 206V205H95ZM94 206V207H95ZM137 206V205H136ZM138 206H141L138 203ZM186 206V205H185ZM198 206V205H197ZM200 206V205H199ZM254 206V205H253ZM256 206V205H255ZM262 206V205H261ZM259 206V207H261ZM38 207V206H37ZM89 207V206H87ZM258 207V206H256ZM258 207V208H259ZM13 208V207H12ZM70 208V206H69ZM84 208V206H83ZM96 208V207H95ZM99 208V205H98ZM136 208V207H134ZM140 208V207H139ZM151 208V209H152ZM189 208V207H188ZM4 209V210H3ZM8 209V208H7ZM42 208L38 209L41 211ZM68 209V208H67ZM97 209V208H96ZM172 209V208H171ZM256 209V208H254ZM261 209V208H260ZM9 210V209H8ZM133 210V209H131ZM137 210V209H136ZM187 210V209H186ZM185 210V211H186ZM251 210V209H250ZM127 211V210H126ZM129 211V210H128ZM152 211V210H151ZM258 211V210H257ZM264 210H261V212ZM12 212V211H11ZM10 212V213H11ZM14 212V211H13ZM44 211L42 210V213ZM66 212V211H65ZM73 212V211H72ZM131 212V211H130ZM138 211H136L137 213ZM141 212V210H140ZM249 212V213H248ZM256 212V211H255ZM9 213V212H8ZM7 213V214H8ZM71 213V212H70ZM132 213V212H131ZM134 213V214H136ZM139 213V212H138ZM145 213V212H144ZM143 213V214H144ZM190 213V212H189ZM194 212H192L193 214ZM263 213V212H262ZM44 214V213H43ZM61 214L64 213H60L57 212L55 214L57 220H61ZM142 214V215H143ZM188 214V213H187ZM141 215V216H142ZM170 215V214H169ZM198 215V214H197ZM258 215V214H257ZM255 215V216H257ZM27 216V215H26ZM45 216V215H44ZM48 216V215H47ZM124 216V215H123ZM129 217H131L130 215H128ZM140 216V215H139ZM173 216V215H170ZM12 217V216H11ZM23 218V216H21ZM28 217V216H27ZM32 217V216H31ZM53 217V216H52ZM110 217V218H109ZM126 217V218H129ZM134 217V216H132ZM138 217V214H137ZM175 217V216H174ZM173 217V219H174ZM260 217V216H259ZM257 217V218H259ZM14 218V217H13ZM12 218V219H13ZM17 218V216H16ZM49 218V216H48ZM125 218V219H126ZM135 218V217H134ZM176 218V217H175ZM261 218V217H260ZM259 218V219H260ZM33 219V218H32ZM54 220V218H51ZM123 219V218H122ZM124 219V220H125ZM172 219V220H173ZM16 220V219H15ZM24 220V219H23ZM26 220V219H25ZM52 220V221H53ZM123 220V221H124ZM131 220V219H130ZM262 220V218H261ZM26 221H29L28 218ZM33 220H31L32 222ZM112 221V220H111ZM133 221V220H132ZM135 221V220H134ZM43 222V221H42ZM56 223H58L57 221H55ZM126 222V221H125ZM130 222V221H129ZM128 222V223H129ZM162 222V224H163ZM172 222V221H171ZM8 223V221H7ZM28 223V222H27ZM114 223V222H113ZM118 223V222H117ZM122 223V222H121ZM124 223V222H123ZM127 223V222H126ZM264 223V221L262 222ZM26 224V223H25ZM24 224V225H25ZM40 225V224H39ZM130 226V225H128ZM127 226V227H128ZM264 226V225H263ZM38 227V226H37ZM114 227V226H113ZM161 227V226H160ZM1 228V227H0ZM39 228V227H38ZM124 228V227H123ZM121 228V229H123ZM23 229V227H22ZM25 229V228H24ZM23 229V230H24ZM115 229V228H114ZM120 229V228H119ZM15 230V229H14ZM73 229H71L72 231ZM156 230V229H154ZM258 230V231H259ZM22 232V230H20V228L17 226L15 232ZM119 231V230H118ZM152 231V230H151ZM158 231V230H157ZM103 231L101 230L99 234H101ZM116 232V231H115ZM153 232V231H152ZM261 232V231H260ZM117 233V232H116ZM254 233V232H253ZM71 237H79L73 233H68ZM104 234V233H103ZM152 234V233H151ZM151 234L149 236H151ZM155 234V233H154ZM261 234V233H260ZM153 235V234H152ZM159 235V234H158ZM264 235V234H263ZM14 236V235H13ZM256 236V235H255ZM260 236V235H259ZM249 237V236H247ZM252 237V236H251ZM254 237V235H253ZM257 237V236H256ZM262 237V235H261ZM14 237H10L8 240L12 241L10 246L13 248L18 247L16 241L13 239ZM155 238V237H154ZM264 238V236L262 237ZM243 241V243H239L241 240ZM239 241V242H238ZM253 242V241H252ZM251 242V243H252ZM259 242V241H258ZM239 243V244H238ZM123 243H121L122 245ZM165 244V243H164ZM253 246L250 247V250H259V247L263 248L264 247V242L260 241L259 244H255L252 243ZM119 245V244H118ZM94 246V245H92ZM168 246V244H167ZM192 246V245H191ZM191 246H189L191 248ZM195 246V247H196ZM258 246V247H257ZM120 247V246H119ZM163 247V246H162ZM10 247H7L5 250L2 251V255L5 254L6 252H11ZM244 251H240L241 249ZM118 249V248H117ZM188 249V248H187ZM240 249V250H239ZM7 250V251H6ZM160 250V248H159ZM164 250V249H163ZM166 250V249H165ZM164 250V251H165ZM181 250V248H180ZM189 250V249H188ZM187 250V251H188ZM194 250V248H193ZM192 250V251H193ZM261 250V249H260ZM163 251V253H164ZM195 251V250H194ZM248 252L249 249L247 250ZM252 251V253H254ZM167 252V251H166ZM196 252V251H195ZM162 253V254H163ZM256 253V252H255ZM259 253V252H258ZM264 253V250H263ZM158 254V253H157ZM191 254V253H190ZM251 254V253H250ZM260 254H262L260 252ZM259 254V255H260ZM159 255H161V253H159ZM168 255V254H166ZM171 255V253H170ZM169 255V256H170ZM258 255V254H257ZM175 256V255H174ZM189 256V255H188ZM194 256V255H193ZM251 256V255H249ZM254 256V254H253ZM173 257V256H172ZM190 257V256H189ZM195 257V256H194ZM192 257V258H194ZM197 257V256H196ZM248 257V256H247ZM252 257V256H251ZM160 258V256H159ZM171 258V257H170ZM260 258V257H259ZM163 259V258H162ZM177 259V258H176ZM179 259V258H178ZM183 259V258H182ZM194 259V261H195ZM258 259V258H257ZM263 259V258H262ZM186 260V259H185ZM191 260V259H190ZM193 260V259H192ZM250 260V262H249ZM160 261V260H159ZM178 261V260H177ZM188 262V260H186ZM192 262V261H191ZM249 262V263H248ZM257 262V261H256ZM254 263V262H253ZM153 264V263H152ZM186 264V263H185ZM258 264V263H256ZM260 264V263H259ZM263 264V263H262Z\"/></svg>", "mask_w": 264, "mask_h": 264}]
</instances>
